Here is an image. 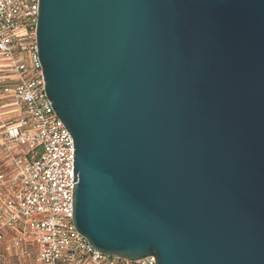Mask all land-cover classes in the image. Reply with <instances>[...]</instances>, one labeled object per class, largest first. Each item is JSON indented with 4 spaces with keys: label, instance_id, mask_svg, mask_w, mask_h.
I'll return each mask as SVG.
<instances>
[{
    "label": "water",
    "instance_id": "obj_1",
    "mask_svg": "<svg viewBox=\"0 0 264 264\" xmlns=\"http://www.w3.org/2000/svg\"><path fill=\"white\" fill-rule=\"evenodd\" d=\"M72 220L155 264H264V0H39Z\"/></svg>",
    "mask_w": 264,
    "mask_h": 264
},
{
    "label": "built area",
    "instance_id": "obj_2",
    "mask_svg": "<svg viewBox=\"0 0 264 264\" xmlns=\"http://www.w3.org/2000/svg\"><path fill=\"white\" fill-rule=\"evenodd\" d=\"M39 0H0V56L7 76L0 94L12 100L0 144L13 154L14 177L0 173V244L14 264H155L93 249L72 220L73 140L46 97L37 52ZM22 148L19 154L16 148ZM8 239V240H7ZM0 264H11L6 255Z\"/></svg>",
    "mask_w": 264,
    "mask_h": 264
},
{
    "label": "crops",
    "instance_id": "obj_3",
    "mask_svg": "<svg viewBox=\"0 0 264 264\" xmlns=\"http://www.w3.org/2000/svg\"><path fill=\"white\" fill-rule=\"evenodd\" d=\"M6 62L0 56V76H7L6 74ZM0 110L3 114V120H14L15 110L12 107V100L9 97L0 94ZM4 133L2 126H0V136ZM16 151L21 154L22 148L17 147ZM13 154L9 153L7 150L4 149L3 145L0 144V173L5 174L7 178L14 177V169H13ZM6 191L5 188L0 186V198L1 196L5 195ZM8 240V239H7ZM4 243L0 244V256L6 255L10 260L11 264H14V258L10 254H7L3 251Z\"/></svg>",
    "mask_w": 264,
    "mask_h": 264
}]
</instances>
